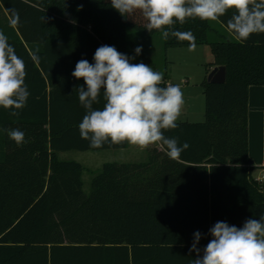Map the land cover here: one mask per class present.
Returning a JSON list of instances; mask_svg holds the SVG:
<instances>
[{"label":"trees","instance_id":"obj_1","mask_svg":"<svg viewBox=\"0 0 264 264\" xmlns=\"http://www.w3.org/2000/svg\"><path fill=\"white\" fill-rule=\"evenodd\" d=\"M232 14L173 26L211 47L208 71L227 69L224 83L202 84L205 120L164 132L188 149L177 160L152 147L144 161L106 162L86 193L82 164L59 154L129 144L92 148L81 138L86 109L76 89L86 85L72 76L76 63H94L102 45L129 56V28L160 32L110 0H0V32L26 65L30 93L18 116L0 107V264H191L195 232L202 258L216 222L241 228L264 215V180L254 175L264 167L249 155V88L264 85V33L238 42L226 27ZM163 41L166 50L188 47L171 35ZM104 103L101 93L93 108ZM12 129L24 132L21 146Z\"/></svg>","mask_w":264,"mask_h":264},{"label":"clouds","instance_id":"obj_2","mask_svg":"<svg viewBox=\"0 0 264 264\" xmlns=\"http://www.w3.org/2000/svg\"><path fill=\"white\" fill-rule=\"evenodd\" d=\"M111 7L121 16L128 17L137 11L147 21L145 29L157 30L167 40L169 36L179 41H188V51L197 48L192 32L174 30L178 22L183 25L188 19L219 21L230 10L227 20L228 32L240 43H245L253 34L264 33V0H110ZM13 24L16 20L12 21ZM142 47L135 49L139 55ZM38 57L33 56V60ZM129 56L114 46L102 45L94 53V63L81 59L76 63L72 76L83 79L84 86L76 89L80 104L86 109L79 132L92 148L105 144L120 145L127 142L140 150L150 145L166 149L170 159L177 160L189 145L182 146L177 139L167 138L166 130L176 129L184 105L179 84L164 85V73L155 71L144 63H132ZM26 65L8 37L0 32V107L11 110L18 116L30 95L25 84ZM101 93L105 101L102 109H94ZM17 146L25 142V134L19 129L7 130ZM213 239L203 249L197 244L199 231L194 233L190 252L198 258L191 264H264V215L260 219H248L243 227L216 222L209 230Z\"/></svg>","mask_w":264,"mask_h":264},{"label":"rangeland","instance_id":"obj_3","mask_svg":"<svg viewBox=\"0 0 264 264\" xmlns=\"http://www.w3.org/2000/svg\"><path fill=\"white\" fill-rule=\"evenodd\" d=\"M128 38L132 42L129 57L132 63H144L155 71L168 73V84H179L184 97L183 108H189L188 117L184 115L182 108L178 121L188 118L192 121L205 120V96L204 88L197 83L204 76L207 66L213 61L210 46L197 47L195 51H188V47H164V41L160 33L148 34L144 31L129 28ZM142 47L139 55L135 49ZM210 67V66H209ZM210 73V72H209ZM189 77V84H181L180 79ZM200 82V81H199ZM194 114V115H193ZM62 160H74L84 167V190L90 193L94 172L106 162H140L147 159L146 151L140 150L134 145L128 148L106 149L98 151H67L60 153ZM255 176H261L260 169L255 170Z\"/></svg>","mask_w":264,"mask_h":264},{"label":"crops","instance_id":"obj_4","mask_svg":"<svg viewBox=\"0 0 264 264\" xmlns=\"http://www.w3.org/2000/svg\"><path fill=\"white\" fill-rule=\"evenodd\" d=\"M200 46L202 47L206 45H197V47ZM213 61H214V56H213ZM214 67L215 66H211L210 71ZM210 71L207 70L204 76L201 78V80H199L200 82L198 81L197 83L202 85L203 82L207 79V76ZM188 79H189L188 76H186L184 79L183 78L180 79L181 84H183L184 86L186 84H189L190 82ZM183 111H184V115L188 117V114L190 113L189 108H183ZM184 121L202 122V121H192L189 118ZM152 147H158L161 149L160 146L150 145L147 149L143 151H146L147 154L148 150ZM249 155L256 166L264 167V85H252L249 88Z\"/></svg>","mask_w":264,"mask_h":264},{"label":"water","instance_id":"obj_5","mask_svg":"<svg viewBox=\"0 0 264 264\" xmlns=\"http://www.w3.org/2000/svg\"><path fill=\"white\" fill-rule=\"evenodd\" d=\"M227 77V69L225 66H215L207 76L210 83H224ZM253 163V161L251 160Z\"/></svg>","mask_w":264,"mask_h":264},{"label":"built area","instance_id":"obj_6","mask_svg":"<svg viewBox=\"0 0 264 264\" xmlns=\"http://www.w3.org/2000/svg\"><path fill=\"white\" fill-rule=\"evenodd\" d=\"M258 179H260V180H262V181L264 180V172H262V175L259 176Z\"/></svg>","mask_w":264,"mask_h":264}]
</instances>
